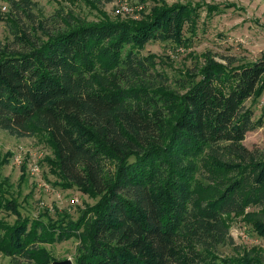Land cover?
I'll use <instances>...</instances> for the list:
<instances>
[{
    "label": "trees",
    "instance_id": "1",
    "mask_svg": "<svg viewBox=\"0 0 264 264\" xmlns=\"http://www.w3.org/2000/svg\"><path fill=\"white\" fill-rule=\"evenodd\" d=\"M143 21L65 20L53 30L31 0H10L0 41V128L40 137L54 173L99 198L78 220L22 219L0 189V254L50 264L41 244L80 241L75 264H264V255L222 257L225 217L247 213L264 238V153L244 141L261 127L246 104L264 92V59L207 54L181 93L155 85L150 43H184L203 5L154 0ZM208 17L223 11L206 5ZM28 22H25V20ZM155 82V81H154Z\"/></svg>",
    "mask_w": 264,
    "mask_h": 264
},
{
    "label": "rangeland",
    "instance_id": "2",
    "mask_svg": "<svg viewBox=\"0 0 264 264\" xmlns=\"http://www.w3.org/2000/svg\"><path fill=\"white\" fill-rule=\"evenodd\" d=\"M10 0H0V41H11L6 18ZM37 6L35 15L47 19L53 30L65 26V20L98 23L111 21H143L156 6L154 0H31ZM169 5L182 3L203 5L202 15L195 34L186 27L184 43H150L142 52L153 56L155 85L182 90L205 62L207 54L218 60L233 56L239 63L264 59V0H165ZM220 5L223 11L208 17L206 5ZM25 22L28 20L24 19ZM260 119V128L247 134L245 146L254 152L264 153V92L256 101L246 104ZM54 151L40 137L16 138L0 128V189L18 204L22 219L57 221L62 218L78 220L82 213L94 206L99 198L89 196L75 187L69 188L54 173ZM244 214H232L224 219L229 225L232 241L220 245L218 254L232 257L245 253L264 255V238L260 237ZM18 218L12 212H0V223L13 226ZM80 241L71 238L62 242L41 244L50 257V264L71 260L75 264ZM0 264H27L15 262L0 254ZM31 264V263H30Z\"/></svg>",
    "mask_w": 264,
    "mask_h": 264
},
{
    "label": "water",
    "instance_id": "3",
    "mask_svg": "<svg viewBox=\"0 0 264 264\" xmlns=\"http://www.w3.org/2000/svg\"><path fill=\"white\" fill-rule=\"evenodd\" d=\"M53 264H73L71 260L63 261V262H55Z\"/></svg>",
    "mask_w": 264,
    "mask_h": 264
}]
</instances>
